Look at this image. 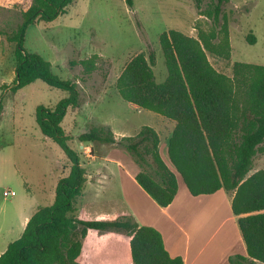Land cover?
Masks as SVG:
<instances>
[{
  "label": "trees",
  "instance_id": "obj_1",
  "mask_svg": "<svg viewBox=\"0 0 264 264\" xmlns=\"http://www.w3.org/2000/svg\"><path fill=\"white\" fill-rule=\"evenodd\" d=\"M74 0H31L22 10V21L8 35L15 43L16 77L11 90L42 80L68 92L55 105L41 104L36 121L42 133L54 140L69 161L67 175L58 180L52 204L40 206L29 218L22 235L0 255V264H80L84 237L89 229L125 230L133 264H184L181 256L167 250L162 233L140 225L123 212L118 218L75 217V203L87 181L81 154L69 141L63 126L70 108L81 105L77 83L64 79L52 69L50 60L25 48L28 27L52 21L66 13ZM200 7V0H196ZM220 0L215 20L219 23ZM133 6V0H127ZM223 36L218 31L200 30L198 36L178 29L160 34L168 76L158 82L152 65L154 52L134 55L116 81L120 96L138 108L159 113L176 125L169 137L168 154L176 171L194 196L213 194L221 189L234 192L232 211L246 244L248 256L230 258L232 264L264 263V168L248 176L254 158L264 152V65L233 64V76L219 71L208 52L231 57L227 24ZM255 43L256 37L248 34ZM97 54L80 63L87 72L96 68ZM3 109L0 101V112ZM83 142L115 143L125 147L139 166L138 183L161 206L170 205L179 189L177 174L160 153L161 137L152 126L144 125L136 135L117 138L111 127L95 125L81 133ZM81 230V232H80ZM81 234V237H80ZM126 264V263H124Z\"/></svg>",
  "mask_w": 264,
  "mask_h": 264
},
{
  "label": "rangeland",
  "instance_id": "obj_2",
  "mask_svg": "<svg viewBox=\"0 0 264 264\" xmlns=\"http://www.w3.org/2000/svg\"><path fill=\"white\" fill-rule=\"evenodd\" d=\"M31 0H0V255L18 239L26 221L40 206L55 199L58 180L67 175L69 161L61 147L46 137L36 121L39 105H55L68 92L48 85L42 80L11 90L16 77L15 43L8 39L22 21V10ZM220 0H74L66 13L52 21L30 25L25 48L41 54L52 63L53 71L64 79L77 83L81 105L70 108L63 126L73 138L70 145L81 154L87 181L75 203V217L89 219L118 218L127 208L135 209L141 221L151 206L145 196L134 188L122 168L112 163L115 180L103 175L108 161L117 159L131 168L139 166L131 153L118 142L83 143L78 136L95 125H107L117 138L136 135L144 125L154 127L161 136L160 153L177 174L179 184L186 188L168 154L170 122L154 111L138 108L123 99L116 81L127 62L144 52H154L152 65L158 82L165 81L168 70L159 42L160 34L178 29L198 36L200 30L218 31L223 36L227 24L231 57L224 58L208 52L211 63L221 72L233 76L237 61L264 65V0H223L219 23L215 20ZM255 43L247 40L248 34ZM97 54L96 68L87 72L81 60ZM264 168V152L254 158L248 176ZM5 190L14 195L5 196ZM222 194H227L223 189ZM219 197L222 211L227 203ZM232 210V209H231ZM133 211V210H132ZM81 232V230H80ZM81 237V234H80ZM80 264H133L129 239L125 230L89 229L84 237ZM231 239V238H230ZM230 239L219 250L226 260L236 243ZM228 247V248H227ZM239 251V250H238ZM264 264V263H263Z\"/></svg>",
  "mask_w": 264,
  "mask_h": 264
},
{
  "label": "crops",
  "instance_id": "obj_3",
  "mask_svg": "<svg viewBox=\"0 0 264 264\" xmlns=\"http://www.w3.org/2000/svg\"><path fill=\"white\" fill-rule=\"evenodd\" d=\"M169 121L164 122L167 125L164 129L172 134L176 121L171 119ZM112 163L123 169L132 186L145 196L151 206L148 217L146 216L148 221H141L140 215L133 208V211L127 208L125 213L131 215L140 225L157 228L162 233L165 246L172 256H181L184 264H232L223 254L220 255L219 250L230 238L232 244H238L239 251L234 250L229 257L248 256L239 228L238 216L231 210L234 192L228 191L227 194H222L223 189H221L213 194L194 196L187 186L183 188L179 184L175 199L164 207L138 183L136 179L138 169L114 159L104 165L107 171H104L103 175L107 179L111 181L117 177ZM221 195H224L223 200L227 203L226 213L222 211L221 203L217 204Z\"/></svg>",
  "mask_w": 264,
  "mask_h": 264
},
{
  "label": "built area",
  "instance_id": "obj_4",
  "mask_svg": "<svg viewBox=\"0 0 264 264\" xmlns=\"http://www.w3.org/2000/svg\"><path fill=\"white\" fill-rule=\"evenodd\" d=\"M16 192L14 190H5L4 191V195L5 196H10V195H14Z\"/></svg>",
  "mask_w": 264,
  "mask_h": 264
},
{
  "label": "bare ground",
  "instance_id": "obj_5",
  "mask_svg": "<svg viewBox=\"0 0 264 264\" xmlns=\"http://www.w3.org/2000/svg\"><path fill=\"white\" fill-rule=\"evenodd\" d=\"M209 203H210V202H209ZM209 203H208V204H209ZM217 204H218V203H217ZM205 206H206V205H205ZM215 226H216V225H215Z\"/></svg>",
  "mask_w": 264,
  "mask_h": 264
}]
</instances>
